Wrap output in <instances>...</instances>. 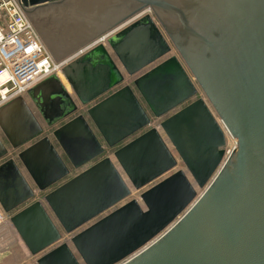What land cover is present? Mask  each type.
I'll return each instance as SVG.
<instances>
[{"label":"water","instance_id":"water-1","mask_svg":"<svg viewBox=\"0 0 264 264\" xmlns=\"http://www.w3.org/2000/svg\"><path fill=\"white\" fill-rule=\"evenodd\" d=\"M18 1L79 49L6 133L33 141L0 205L36 263L264 264V0Z\"/></svg>","mask_w":264,"mask_h":264},{"label":"built area","instance_id":"built-area-1","mask_svg":"<svg viewBox=\"0 0 264 264\" xmlns=\"http://www.w3.org/2000/svg\"><path fill=\"white\" fill-rule=\"evenodd\" d=\"M68 62L69 58L54 60L18 0H0V105L57 76ZM222 127L226 136L225 161L237 146V139L223 124ZM9 218L0 206V225ZM1 251L0 247V254Z\"/></svg>","mask_w":264,"mask_h":264},{"label":"crops","instance_id":"crops-1","mask_svg":"<svg viewBox=\"0 0 264 264\" xmlns=\"http://www.w3.org/2000/svg\"><path fill=\"white\" fill-rule=\"evenodd\" d=\"M78 50L63 56L57 62H62L64 60L68 59L69 57H71L74 54H76ZM49 52H50V50H49ZM61 75L62 74L60 72L58 74V76H61ZM60 79L63 80L62 78H60ZM67 88L69 89L68 86H67ZM29 92H25L24 94H22V95H20L18 97H15L14 99L10 100L9 102H6V103H3V104L0 105V141L3 142L4 145L8 149V155L6 157L2 158L0 160V163L5 161L8 158H14L15 161L17 162V164L19 165V167L21 168V170L23 171V173L26 176V178L31 182V178H30L29 174L25 170L24 166L21 164L20 160L16 157V155L20 151H22L24 148L29 146L33 141H29V142H27V143H25V144H23V145H21V146H19L17 148H14L11 144L7 145L6 142H5V139H4L5 138L4 135L7 136V134H9L12 138H16V137H14V135H15V133H17L19 131L18 129H16L17 117L20 115V112L23 110V104H25L26 106L30 107L31 101L32 102L33 101L36 102L37 98L40 99L44 95L38 90L36 92L37 97L31 98L32 96H30ZM37 115L36 116L38 117L39 121H42V118H41L40 114L38 113ZM48 132H49V130H47L45 132V134H47ZM40 136H43V135H40ZM75 173H72V175L75 174ZM133 194L135 195L136 192L133 191ZM39 197H40V195H38V198Z\"/></svg>","mask_w":264,"mask_h":264},{"label":"rangeland","instance_id":"rangeland-1","mask_svg":"<svg viewBox=\"0 0 264 264\" xmlns=\"http://www.w3.org/2000/svg\"><path fill=\"white\" fill-rule=\"evenodd\" d=\"M174 53L179 55V57H181L180 53L176 49ZM61 74H62L61 76L57 75V77L59 79L62 78L63 81H65L63 82L60 79L66 88L67 86L69 87V89L67 88V90L70 93H72L71 86L69 85L66 78H64L65 76L63 71H61ZM37 91L38 90L32 92L33 94L31 98L37 97L36 96ZM29 108L34 112L35 115L39 113L36 105L32 101ZM159 122H160L159 120H154L153 126L158 125ZM4 137L6 144L10 145L9 137H7L6 135H4ZM179 168H185L183 163H180ZM0 247L2 248L0 254V264H37L35 257L30 256L28 249L24 245L18 233L15 231L14 227L11 225L9 219L4 224L0 225Z\"/></svg>","mask_w":264,"mask_h":264},{"label":"bare ground","instance_id":"bare-ground-1","mask_svg":"<svg viewBox=\"0 0 264 264\" xmlns=\"http://www.w3.org/2000/svg\"><path fill=\"white\" fill-rule=\"evenodd\" d=\"M59 74V73H58ZM58 78V77H57ZM64 78H66V77H64ZM59 79V78H58ZM60 80V79H59ZM61 81V80H60ZM63 81V80H62ZM63 82H65V81H63ZM48 89H50V82H44V83H40V84H37V85H35V86H33L30 90H28L27 92H29L30 93V96H32V92L33 91H35V90H39L42 94H45L47 91H48ZM67 89V88H66ZM20 96V95H19ZM37 96V95H36ZM17 97V96H16ZM43 97V96H42ZM42 97L40 98V99H38L37 98V100H36V103H38V102H40V100L42 99ZM14 99V98H13ZM156 126H158V125H156ZM226 161V160H225ZM224 161V162H225ZM224 162H223V164H224ZM201 192V191H200Z\"/></svg>","mask_w":264,"mask_h":264}]
</instances>
